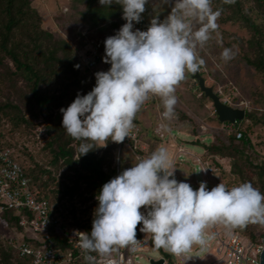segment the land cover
<instances>
[{
	"label": "clouds",
	"instance_id": "9594fccd",
	"mask_svg": "<svg viewBox=\"0 0 264 264\" xmlns=\"http://www.w3.org/2000/svg\"><path fill=\"white\" fill-rule=\"evenodd\" d=\"M99 3L110 6L113 0ZM115 3L122 6L125 23L104 40L102 60L110 68L97 71L92 90L78 93L67 108L60 109L66 133L82 141L76 159L94 147H106L109 140L123 142L135 127L136 114L153 96L162 102V117L173 118L177 86L186 73H195L204 65L197 48L218 29L220 11L213 10L212 0H174L166 18L154 15L146 30H134V22L141 21L147 0ZM234 57L230 48L221 52L225 62ZM175 169L168 149L158 146L104 183L96 196L90 233L76 232L79 247L106 258V264H116L112 254L130 246L134 250L140 243L137 226L142 225L140 231L151 234L156 248L182 256L194 246L205 247L214 238L208 232L213 225L235 229L264 224V194L251 182L231 188L218 183L209 190L201 181L194 190L175 178ZM85 259L95 264L94 257L86 255Z\"/></svg>",
	"mask_w": 264,
	"mask_h": 264
},
{
	"label": "trees",
	"instance_id": "16d2710c",
	"mask_svg": "<svg viewBox=\"0 0 264 264\" xmlns=\"http://www.w3.org/2000/svg\"><path fill=\"white\" fill-rule=\"evenodd\" d=\"M246 2L248 5L245 7ZM212 5L215 10L220 11V21L238 24L249 32L248 39H237L243 52L242 57L264 79V0H233L231 3L212 0ZM71 6L82 16V20L88 19L97 31H104V37L95 42L100 50L104 48L105 38L114 35L125 23L122 6L115 3V0L110 6L101 5L99 0H72ZM78 6H82V9ZM251 12L256 14L258 21L252 17ZM149 24V21L142 18L139 23L134 22V29L146 30ZM7 58L13 68L5 62ZM76 65L79 67H75ZM18 78L22 80V87L16 81ZM95 83L96 79L81 63L76 48L67 39L58 37L43 27L41 16L32 5V0H0V94L7 99L6 102H0V114L4 116L7 115V110H16L17 114L10 117L11 125L22 122L27 128L33 125L34 119L45 117L48 136L44 150L48 160L40 163L34 154L27 151L26 146L16 150L11 138L1 129V122L0 147L10 149L13 159L30 178L32 189L59 211L64 223L83 226L89 233L93 218H84L85 206L80 198L86 192L97 196L104 183L130 167L123 162V155L132 151L133 143L132 140L121 143L109 140L106 147H94L76 159L82 141L74 140L66 133L62 127L63 114L60 109L67 108L78 93L87 94ZM218 95L220 96L219 93ZM201 97L204 98L203 94ZM232 102H235L234 98ZM177 119L192 122L183 113ZM246 120L249 122H245ZM133 123H138L136 117ZM258 123L263 124L262 119L256 116L254 110L246 109L244 119L232 125L229 135H224V138L217 135L209 143L197 138L196 126H193L191 131L196 137L191 143L202 146L206 151L204 161L221 171L227 187L248 181L264 194V154L259 156L255 143L250 138L253 126ZM9 131L7 133L10 135ZM237 131L241 132L239 138L236 137ZM134 153L139 158L143 155L138 146ZM219 159L228 160V170L220 164ZM59 171L61 174L57 177ZM77 205H83V208H78ZM77 210L81 211L80 216H77ZM2 212L10 228L22 231L19 225L20 214H15L12 210ZM141 227L142 225L137 226V237L141 235ZM233 230L252 240L264 236L260 223H249L244 228ZM149 238L152 248L165 258L169 257L161 248L155 247L151 234ZM53 239L55 247L60 251L67 249L68 245L63 239ZM23 240L31 242L26 236ZM7 243L3 245L0 240V264H32L29 256L19 255L14 245ZM72 264L89 262L75 250Z\"/></svg>",
	"mask_w": 264,
	"mask_h": 264
},
{
	"label": "rangeland",
	"instance_id": "374dc122",
	"mask_svg": "<svg viewBox=\"0 0 264 264\" xmlns=\"http://www.w3.org/2000/svg\"><path fill=\"white\" fill-rule=\"evenodd\" d=\"M171 1L173 4L174 0H168L167 3H164L163 0H147L145 12L141 14L142 18L150 22L154 15H158L159 19L163 20L171 10ZM71 4L72 0H32V5L41 16L43 27L53 32L56 36L67 39L71 45L76 48L78 54L79 51L93 46V42L101 40L104 37V31H97L95 27L91 26L88 19L82 20V16ZM247 5L246 2L244 6L246 7ZM78 8L82 9V6H78ZM213 10L215 11V8H213ZM251 15L257 18V21L259 20L255 13L251 12ZM216 22L218 24L217 31L211 34V39L202 48H197L198 55L204 60V65L201 66V73L203 75H201L204 77L206 84L213 86L214 91L220 94V98L230 101H233L234 98V101L237 103L241 101L248 103L249 110H254L256 116L261 118L263 122L264 79L251 66L246 64L242 57L243 52L240 43L237 40L238 38L242 40L248 39L249 32L241 28L238 24L229 21H220V15ZM224 48L232 49L235 53L234 59L227 62L221 59V52ZM101 50H104V48ZM5 62L13 68L8 58ZM188 75L176 88L175 95L177 96V104L175 106V118L177 121L174 120L175 122L172 123L173 126L182 127L183 125L190 133H192L191 130L193 126H196L197 138L205 143L213 141L217 135L224 138V135H226L223 130L224 126L217 121L211 101L208 98L201 97L202 93L199 91L196 83H193ZM16 81H18L19 86H23L21 78H18ZM0 87H2V85H0ZM2 90H4V88H2ZM6 101V97L1 95L0 102L3 103ZM7 111V115L2 116V114H0L1 129L5 132V135L11 138V142L13 146H15V149L18 150V147L22 148L26 146L27 151L34 154L40 163L46 162V160H48V156L44 150V143L48 136L45 127L47 124L46 118L40 117L39 119H34L33 125L27 128L22 122L11 125L10 117L15 116L17 112L16 110ZM162 111H164V109L160 98L151 97L145 107H142L136 114V118L138 117V123L134 124L135 128H138L136 141L132 143V151L129 150L123 155V162L127 163L128 166H133V164L140 159L139 156L134 153L136 146L143 151L141 158L148 156L158 146L166 147L172 158L175 157L177 150L184 147L198 154L203 153L201 145L192 144L191 141H187L191 138L190 134L188 136L185 132L180 131L177 133L175 130L167 136H161L155 133L154 128L156 119ZM181 113L190 118L192 122H183L184 124H182V121L177 119V116H180ZM25 116L29 117L28 114ZM245 122L249 121L246 120ZM41 129H43V131H41ZM8 130H10V135L7 133ZM250 138L251 141L255 143V150H257L259 156H263L264 126L262 123L253 126ZM205 153L206 151L204 154ZM204 154L199 156V158L202 157L201 159L203 161ZM118 157L119 154L117 155V158ZM186 160L189 163L191 162L190 158ZM219 162L228 170L227 159H219ZM116 163L118 164V161ZM216 172L221 179L224 178H222L223 175L221 171L217 169ZM60 174L61 171H59L57 177H59ZM62 179L64 180V177H62ZM194 179L196 182L193 181V183L190 184L194 190L198 188L202 180L206 182L209 190L218 184L217 181L219 182V180L215 181L208 177H202L196 172L194 173ZM81 198L80 200L83 201V205L85 206L84 218H94V211L98 206L96 196L86 192ZM83 205L79 207L77 205V207L83 208ZM79 211L80 210H77V216L82 214L81 211ZM2 213L3 212L0 211V240L3 245L9 242L15 247L16 243L23 238V233L18 232L17 234L14 229L10 228L6 219L3 218ZM261 226L262 230H264L263 224H261ZM207 249L208 248L195 252L194 246L190 255L196 259L210 261L214 257V254L213 250L207 252ZM141 254L144 255L141 259L142 264H148L145 255L147 257L159 256V252L152 247H149Z\"/></svg>",
	"mask_w": 264,
	"mask_h": 264
},
{
	"label": "built area",
	"instance_id": "2783aa9c",
	"mask_svg": "<svg viewBox=\"0 0 264 264\" xmlns=\"http://www.w3.org/2000/svg\"><path fill=\"white\" fill-rule=\"evenodd\" d=\"M104 51L98 49L95 42H93V46L78 52L81 63L91 72L94 78L97 71H107L110 68V64L104 63L102 60L105 55ZM201 71L200 67L199 72L201 73ZM222 100L232 106L249 109V104L244 101L237 103L228 99ZM147 102L148 100L145 101L142 107H145ZM223 126L226 135H229L232 132V125L224 123ZM161 128L162 126H159V129ZM137 131L138 128L134 127L129 137L124 140L135 142ZM159 135L163 136L160 133ZM236 137H241L240 131L236 132ZM195 165L197 173L203 177L217 171L215 167L204 162L201 158H197ZM201 168L205 170L200 171ZM4 210H12L15 214H20L19 225L22 227V231L16 232L17 234L18 232L23 233V238L26 236L31 239V242H25L21 238V241L16 243L15 248L18 250L19 255L29 256L32 264H72L73 251L75 250L83 256L85 261H87L85 256L89 255L95 258V264H106V258L95 252L86 253L79 247L76 232H88V230L83 226L64 223L59 211L54 209L46 199L40 198L37 191L32 189L30 178L25 174L21 165L13 159L10 149L0 147V211ZM141 212L146 214L147 210L142 207ZM208 232L214 234V238L208 241L203 248L195 246V252L206 248H208L207 252L213 250L214 257L210 261L193 258L190 255L192 251L186 255L175 256L161 248L163 253L169 255L167 259L159 255V257L164 258L163 264H259L260 255L264 248L263 237L252 240L222 225H213L208 229ZM53 238L63 239L68 245L67 249L64 252L60 251L59 248L55 247ZM137 239L140 243L134 250L130 246L121 248L118 252L112 254V259L116 261V264H142L141 259L144 255L141 253L145 252L146 247L149 245L148 238L145 233L141 232V236ZM187 256H191V258L187 259ZM145 257L147 261L151 258L146 255Z\"/></svg>",
	"mask_w": 264,
	"mask_h": 264
},
{
	"label": "crops",
	"instance_id": "0c3cea01",
	"mask_svg": "<svg viewBox=\"0 0 264 264\" xmlns=\"http://www.w3.org/2000/svg\"><path fill=\"white\" fill-rule=\"evenodd\" d=\"M156 96H153V98H155ZM162 113L163 111L159 114V116L157 117L156 119V123H155V128H154V131L155 133L158 135L159 133L162 134L163 136H167L168 134H171V132H173V130L177 131L178 132H185L186 134H189L191 135V138L187 141H191L193 139H195V135L193 133H190L188 130L185 129V126L183 127H174L173 126V122H175L174 120H176L175 116L171 119H164L162 117ZM138 118V117H137ZM177 121V120H176ZM185 122V121H184ZM186 123V122H185ZM160 124V125H159ZM182 124L183 121H182ZM224 125V124H222ZM159 126H162L161 129H159ZM185 141V142H187ZM185 151V153H184ZM202 151L204 154V149L202 148ZM202 154H198L196 152H193L192 150H189L187 149L186 147L184 148H180L179 150H177L176 154H175V157H173L174 159V164H175V167L176 169L174 170V175H175V178L178 180V181H186L188 182L189 184H192L193 181L196 182V180L194 179V173L196 171V165H195V161L197 160V158H199V156H201ZM190 158L191 162H187L186 159ZM202 158V157H201ZM203 177V176H202ZM205 177H208L212 180H219V182L217 181V183H221V181L224 183L223 179H221L219 176H218V173H212L211 175H208V176H205ZM141 232V231H140ZM148 238V246L146 247V249H148L149 247H151L150 245V242H149V237H150V234H145ZM141 236V235H140ZM145 249V250H146ZM158 251V250H157ZM159 252V251H158ZM159 255H162L161 253ZM162 257V256H160ZM159 256L155 258L158 259L160 258ZM164 257V256H163ZM153 258V257H151ZM165 258V257H164ZM154 259V258H153ZM167 259V258H166Z\"/></svg>",
	"mask_w": 264,
	"mask_h": 264
},
{
	"label": "water",
	"instance_id": "95a60500",
	"mask_svg": "<svg viewBox=\"0 0 264 264\" xmlns=\"http://www.w3.org/2000/svg\"><path fill=\"white\" fill-rule=\"evenodd\" d=\"M189 78L196 83L199 91L203 94L205 98H208L213 107V111L216 115V119L220 123H229L231 125L242 121L245 117L246 109L244 107H235L226 102H224L218 93L214 91L213 86L207 85L204 77L199 71L195 73H190ZM264 124V120H263ZM264 246V236L262 240ZM199 248V247H198ZM149 264H163L164 258L160 257L158 259L149 258ZM259 264H264V248L260 255Z\"/></svg>",
	"mask_w": 264,
	"mask_h": 264
}]
</instances>
